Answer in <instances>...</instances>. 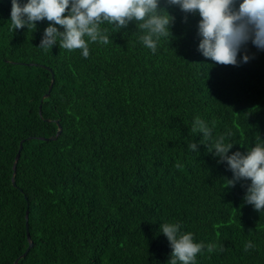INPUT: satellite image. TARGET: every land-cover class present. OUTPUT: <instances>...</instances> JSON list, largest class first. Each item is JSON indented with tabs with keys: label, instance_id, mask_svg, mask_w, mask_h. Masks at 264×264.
I'll return each instance as SVG.
<instances>
[{
	"label": "trees",
	"instance_id": "trees-1",
	"mask_svg": "<svg viewBox=\"0 0 264 264\" xmlns=\"http://www.w3.org/2000/svg\"><path fill=\"white\" fill-rule=\"evenodd\" d=\"M10 10L0 0V264H167L160 221L213 246L196 264H264L248 182L225 189L226 165L188 147L196 117L230 151L264 138V51L249 42L247 63L217 64L197 50L198 15L173 6L155 54L130 22L102 25L109 43L84 58L38 48L49 22L13 29Z\"/></svg>",
	"mask_w": 264,
	"mask_h": 264
},
{
	"label": "clouds",
	"instance_id": "clouds-1",
	"mask_svg": "<svg viewBox=\"0 0 264 264\" xmlns=\"http://www.w3.org/2000/svg\"><path fill=\"white\" fill-rule=\"evenodd\" d=\"M173 6L198 15L197 50L217 64L247 63L251 57L245 45L249 42L264 51V0H11L9 20L13 29L32 30L36 22L48 21L37 47L80 50L84 58L89 57L90 44L109 43L108 29L102 25L118 31L135 22L139 43L155 54L161 39L172 36L175 17L169 8ZM190 131L202 134L199 142L192 140L188 145L191 152L199 153L198 144H204L207 152L218 158L217 163L225 164L232 173L226 178L225 189L247 181L243 202L264 213V138L245 146L243 152L230 151L234 144L226 142L224 135L213 139V129L204 119L194 118ZM158 231L171 248L167 264H196L197 255L205 248L212 251V245L195 240L179 222L160 221ZM253 247L255 244L247 241L244 251Z\"/></svg>",
	"mask_w": 264,
	"mask_h": 264
},
{
	"label": "water",
	"instance_id": "water-1",
	"mask_svg": "<svg viewBox=\"0 0 264 264\" xmlns=\"http://www.w3.org/2000/svg\"><path fill=\"white\" fill-rule=\"evenodd\" d=\"M52 83H53V78H52V82H51V84H50V86H49L48 92H47L44 96H47V95L49 94V91H50V89H51ZM59 131H60V129L58 130V132H59ZM58 132H57V133H58ZM39 138L43 139L42 137H39ZM48 139H50V138H48ZM21 147H22V140H21V142H20L19 150L17 151L16 156H15V162L17 161V159H18V157H19V151H20ZM14 168H15V163H14V165H13V169H14ZM25 224H26L27 236H28V238H29L28 227H27V225H28V223H27V213H26V215H25ZM31 246H32V242H29L28 247L26 248V250L23 252V254H22L21 256L26 255L27 251L29 250V248H30ZM21 256H20V257H21ZM17 260H18V259H15L14 262H13V264H17Z\"/></svg>",
	"mask_w": 264,
	"mask_h": 264
}]
</instances>
